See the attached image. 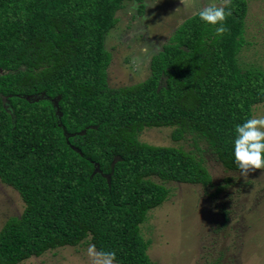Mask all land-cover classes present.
I'll return each mask as SVG.
<instances>
[{"label": "trees", "instance_id": "obj_1", "mask_svg": "<svg viewBox=\"0 0 264 264\" xmlns=\"http://www.w3.org/2000/svg\"><path fill=\"white\" fill-rule=\"evenodd\" d=\"M122 1L0 0V181L23 202L0 228V264L84 239L114 264H151L139 226L169 192L151 178L211 179L190 152L139 141L146 127L192 133L240 171L235 126L264 102V72L236 59L247 0H232L222 36L198 11L184 18L142 81L109 87L103 40Z\"/></svg>", "mask_w": 264, "mask_h": 264}, {"label": "rangeland", "instance_id": "obj_2", "mask_svg": "<svg viewBox=\"0 0 264 264\" xmlns=\"http://www.w3.org/2000/svg\"><path fill=\"white\" fill-rule=\"evenodd\" d=\"M204 2L188 0L185 5L182 0H143L142 12L138 13L136 2L122 1L121 8L114 12L116 24L103 40L110 54L108 86L142 81L149 73V58ZM206 3L220 5L222 0ZM242 39L236 56L238 66L264 72V0H247ZM3 104L9 110L4 98ZM259 116H264V102L251 107V118ZM171 131L168 126L146 127L137 139L190 152L201 160L211 180L203 186L151 178L169 190L165 200L150 209L139 226L140 234L149 241L146 253L151 264H264V169L242 177L240 171L225 169L201 138L184 133L173 141ZM22 208L17 192L0 181V228L7 218L18 216ZM90 248L84 239L16 264H93Z\"/></svg>", "mask_w": 264, "mask_h": 264}, {"label": "clouds", "instance_id": "obj_3", "mask_svg": "<svg viewBox=\"0 0 264 264\" xmlns=\"http://www.w3.org/2000/svg\"><path fill=\"white\" fill-rule=\"evenodd\" d=\"M187 5L188 0H182ZM232 0H222L220 5L207 4L206 0L196 15L206 24L218 25L215 28V35L222 36L229 29L225 21L232 13L230 6ZM234 158L240 175L247 177L256 170L264 169V116L246 119L243 123L235 126ZM93 264H112L114 253H96L93 248L89 249ZM100 257H106L103 261Z\"/></svg>", "mask_w": 264, "mask_h": 264}]
</instances>
